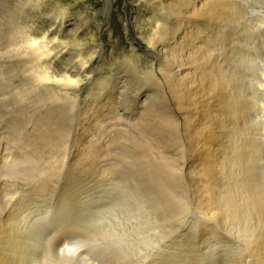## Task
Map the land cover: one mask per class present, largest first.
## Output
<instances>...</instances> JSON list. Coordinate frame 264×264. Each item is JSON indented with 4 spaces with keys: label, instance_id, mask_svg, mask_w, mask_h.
I'll return each instance as SVG.
<instances>
[{
    "label": "rangeland",
    "instance_id": "obj_1",
    "mask_svg": "<svg viewBox=\"0 0 264 264\" xmlns=\"http://www.w3.org/2000/svg\"><path fill=\"white\" fill-rule=\"evenodd\" d=\"M8 1L0 0V263L31 264L65 246L78 248L80 264H264V0H212V50L197 55L193 85L176 90L162 59L160 74H136L131 45L147 51L160 40L134 18L145 5L32 0L33 32L49 34L63 67L86 59L103 72V93L117 72L150 90L136 128L146 98L110 101L94 116L122 123L93 119L85 130L83 108L96 94L48 96L35 87L42 57L10 60L20 52L7 28L22 10L5 12ZM128 116L137 137L119 131Z\"/></svg>",
    "mask_w": 264,
    "mask_h": 264
},
{
    "label": "bare ground",
    "instance_id": "obj_2",
    "mask_svg": "<svg viewBox=\"0 0 264 264\" xmlns=\"http://www.w3.org/2000/svg\"><path fill=\"white\" fill-rule=\"evenodd\" d=\"M132 1L136 2L142 7L144 5L146 6L145 15H142V17L140 18L138 17H134V18L140 21H146L150 23L154 29L158 30L155 32L154 39L157 36L160 39L155 44L148 46L147 51L139 52L135 46L131 45L132 55L137 54L135 58L137 61L135 62L136 63L135 65H137L136 74L137 73H140L139 75L141 74L150 75V74H155V73L160 74L161 73L160 68L163 65L161 64L160 59H162L163 63L169 64V66L168 65H165V66L170 67L166 69L167 71L168 70L170 71V72L168 71L170 74L169 76H171L173 80L176 82V84H174L175 90L179 86L178 84L181 85V82H183L185 79H187V81H190V84L193 85L191 80H193L195 70L192 66H193V63L196 61L197 55H198V58H200L205 55L204 54L205 51L211 52L212 50L209 46V43L212 38L211 25L212 24L214 25V23H212V13L214 11V8H213L214 3H212V0H132ZM84 6H87V5H84ZM32 8H33L32 0H9L8 3L4 4L3 10L5 12L14 11L17 9L22 10L21 13L15 17L17 19L14 22V26L12 28L10 27L7 28V33L11 32V40H9L11 49L20 52L16 56H11L10 60H13L15 58L19 62L21 59H26L28 56L32 54L42 57V59L40 60H41L42 65H44V67L43 69L41 70L38 69V70L40 71L39 73L40 78H42V80L45 83L43 81H36L35 87L39 89L40 91L41 89H44V91L47 92L48 96L52 97V95L57 94L56 90L57 92L61 93L63 96L68 97V98H73V99L79 96L81 89H83L89 95L96 94V96L98 97V100L92 102L93 104H91L92 109H96V110H92L89 107L83 108V113H84L83 115L85 116V118L87 117L86 121H90V120L91 121L88 123L83 122L81 125V130H85L84 128H86L87 126L91 127V123L93 119L98 124L101 122L102 125L105 124V125H109L110 127L117 126V124L122 123V121L117 120V119L116 120L118 123L113 122V121L112 122L110 121L108 123V121L105 118L99 121L98 115L94 116V114L97 110L100 111V113H103L106 110V106L110 105V101L112 102V106L117 105L118 108L119 106H121L122 102L133 103L134 106H137L140 103V100L148 96L149 91H150L149 88L140 87L138 85L139 87L135 86V88L132 89L131 87L133 85L132 83L134 80L136 81V79L135 78L133 79V76L130 75V73L117 72L118 74L115 75V82L110 81L107 84L108 93H106V91L103 93V90H99V88H100L101 82H103L102 77L104 76V74L101 71L94 72L93 70H91L89 66L90 63L89 62L85 63L86 59H81L79 61L78 67L77 68L74 67L73 70L70 68L63 67L60 64L61 63L60 60H62L65 54L61 51L56 52L55 50H53V48L49 46V44L52 42L48 38L49 34L43 33L44 35H42L41 33V35H39L38 32H33L34 29L36 28V25L31 22L32 20L31 18L33 16ZM45 8L48 9L47 4ZM132 25H134V23H132ZM163 26H167V27L172 26V27H171V30H161ZM114 27H117V26H114ZM63 28H64V25H60V27H57L56 29L51 30V34H57V33L59 34L61 33V30ZM132 55L130 56V55L125 54L123 56L126 59L125 61L127 63L129 61H132ZM185 56L187 57L184 58ZM208 56H210V54ZM45 57H46V60L45 59L43 60V58ZM142 57H144L145 59L150 58L151 60L146 61ZM34 59H36V56L34 57ZM10 60L8 61L10 62ZM186 60H188V62H186ZM190 60H192V62ZM34 62L36 63V60ZM10 63H11L10 66H7V67L12 66L13 62L11 61ZM113 64L114 63H112V65ZM147 64H150V65L147 66ZM163 71L164 70H162V73ZM131 78L133 80L132 82H131ZM94 91L100 92V94H97ZM147 100H148V97L144 99V101L142 102L143 103L142 109L138 117V120L134 119L137 121V122L135 121V123L133 122L134 126L132 125L135 128L140 123V121H142L141 117H143V115H146L144 113L148 112L147 107L149 105L146 107ZM101 102H102V105H100ZM129 118L130 116L127 117L126 124H123V129L120 127L121 130L119 131H121L124 136L127 135L128 137L134 138L137 136L130 134L133 130V127L130 125L131 123H128L129 120L131 119ZM143 134L144 133H142V135ZM89 139L90 138H86L84 142H89ZM86 145H82V146L86 147ZM59 249L60 250H57V253L53 257L51 255L49 257L48 254H47L48 256L46 255V257L39 258V259H35L32 257V259H30V262L31 264H80L79 262L78 263L76 262L77 258L74 261L75 258L73 259L74 256H72L74 253L76 254L77 252H79L77 247L75 250L73 249V251H71L72 250L71 248L69 249L65 248V246L62 249L61 247H59ZM19 260L21 264H24L23 263L25 260L24 258L20 257ZM111 260L110 262L108 260L106 261L111 264ZM80 262L82 264H94L93 261L92 263H89L88 260L86 259H82ZM0 264H3V263H0ZM4 264H9V263L5 262Z\"/></svg>",
    "mask_w": 264,
    "mask_h": 264
}]
</instances>
